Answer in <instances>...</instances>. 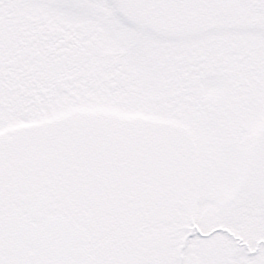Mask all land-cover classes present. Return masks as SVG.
<instances>
[{
  "label": "snow or ice",
  "instance_id": "6c2138e0",
  "mask_svg": "<svg viewBox=\"0 0 264 264\" xmlns=\"http://www.w3.org/2000/svg\"><path fill=\"white\" fill-rule=\"evenodd\" d=\"M0 264H264V0H0Z\"/></svg>",
  "mask_w": 264,
  "mask_h": 264
}]
</instances>
